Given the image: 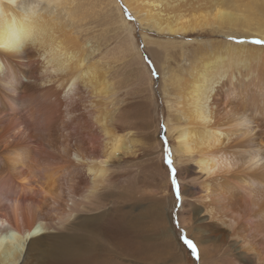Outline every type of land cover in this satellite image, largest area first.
Here are the masks:
<instances>
[{
  "label": "bare ground",
  "instance_id": "1",
  "mask_svg": "<svg viewBox=\"0 0 264 264\" xmlns=\"http://www.w3.org/2000/svg\"><path fill=\"white\" fill-rule=\"evenodd\" d=\"M21 3L41 9L35 46L0 52V264L159 263L153 244L166 233L163 250L186 264L163 220L166 197L145 218L158 237L136 241L138 217L122 212L151 169L171 194L163 117L180 222L202 264H264V47L251 43L264 41V0ZM221 34L232 41L195 39ZM115 60L138 88L128 100ZM121 176H134L135 190L118 187Z\"/></svg>",
  "mask_w": 264,
  "mask_h": 264
},
{
  "label": "rangeland",
  "instance_id": "2",
  "mask_svg": "<svg viewBox=\"0 0 264 264\" xmlns=\"http://www.w3.org/2000/svg\"><path fill=\"white\" fill-rule=\"evenodd\" d=\"M40 9H41V6L38 5V10H40ZM124 9L127 11V13H129L128 15L131 18H133L132 15L130 14L129 10L126 7H124ZM134 22L136 23V26H137L136 35H137V38L139 40V46H140L141 52L142 53H146V54L150 53L146 49L144 44H143L142 36H140V34H141L140 25L135 20H134ZM113 34H115V33H113ZM221 35L224 38L221 37V36H219L218 38H212L210 36L208 38L207 37L206 38L203 37V38H195V39H205L202 42H207V43H208V41H214V40L232 41V40L228 39V38H231V37H229V36H227L225 34H221ZM242 38H244V37L235 38V39H236V41H239V43H242V41H243ZM99 41L102 42L103 40L100 39ZM166 41H170V40H166ZM191 41H194V40H191ZM182 42L183 41H181V43ZM183 44H184V42H183ZM97 45L98 44H96L95 41H93V40L88 41V46L89 47L90 46H97ZM260 47H264V46H260ZM185 52L186 53H192L190 50L185 51ZM102 53H104V52H102ZM147 61H148V64H149L148 66L152 70H154L155 66H154L153 61L149 57H147ZM111 63H112V67H113V72H114L115 77H116L115 81L117 82V86L120 88V90L122 89V91H121V99L128 100V99L131 98L132 93L133 92H137V90H138L136 83L135 84L133 83L131 85L132 82H130L131 81L130 69L127 67L126 62L121 61V60L120 61H118V60L111 61ZM135 67L137 68V66H135ZM135 67H133V68H135ZM154 79H155L156 82H158L161 79V76L159 74H154ZM126 85H129V89L125 88ZM133 101H135V100H133ZM161 109H164L165 113L167 112L166 104L164 103V101L161 103ZM161 126H162L161 127L162 128L161 129L162 133L160 135V142L164 145V150L168 151V153L165 154V157L167 159V160H165L166 161L165 162L166 163L165 167H166L167 171L169 172V175L172 172L171 173L172 184H173V179H175L176 183H175V185L171 184V187H172L171 194H166L165 191H164V187H162L163 185H161V178H160L161 176L158 174V171H156L154 169H151V171H149L147 173V176H148L147 180L145 179L144 176H141L142 174L137 175L138 177H140V179H143V180L145 179L146 180L145 182H143V180H141L142 185L145 183V186H142L141 189H140V185H138L139 190H136L135 192H132L134 194L135 198H136L135 205L131 206L129 204V202H128V199H127L126 203H127V205H130V207H126L122 212L126 213V215H125L126 218L125 219H127L128 221H129L128 214H130L132 217H138V221H137V224H136L137 227L134 229V239H136V241L140 237H142L143 235H145L147 237L148 236L158 237L157 234L159 233V231H158L157 228H154V227H156V225L154 226L153 222H148L145 218L149 217L150 209L153 206V203H152L153 199L156 198V197H161V196H164V198L166 197L169 200V202H171V203H170V208H169L168 201L165 200V203L163 204V206H164L163 207V210H164L163 218L166 219V220L165 219H163V220H164L165 225H166V227L168 229H169V226L170 227L172 226L169 238L174 243V248H175L174 252L176 254H178V255H181V256L185 255L186 256V260H187L186 264H202L201 252H200L199 247L195 244L194 238L187 233L186 227L182 224V222H180L181 221L180 213L182 211V205H183V199H182L183 195H182V187H181L182 181H181V177H180L181 176V171L179 170V168H177V166L174 163L173 150L171 148V145L168 144V141H167L168 140V134H167L165 117H163V119L161 120ZM155 157H156L155 155H154V157H152V158H154L153 160H155ZM169 159H171V161H172L171 165H169L167 163V161ZM144 160H147V159H144ZM140 163H142V164L147 163L148 164V162H145V163L144 162H140ZM155 163H157V161H155ZM173 170H174V174H173ZM136 171H139V170L137 169ZM154 171H155V173H154ZM158 176H160V177H158ZM130 181H135L134 176H132L130 178L125 177V176H121L119 181H118V183H117L118 187L119 186H126V183H128ZM117 184H114V185L116 186ZM158 184H160L159 186L162 187L160 190H159ZM146 185H147V187H146ZM127 187L131 191H132V189L135 190V188H134L135 187V182H130L127 185ZM177 192L179 193V196H177ZM193 193H195V192H193ZM167 232H169V230ZM167 234L168 233H166V236L163 237V239L162 238L157 239L156 242L153 244V246L155 248L154 253L156 255H160V257L162 258L161 261L159 263H157L156 262L157 259L154 258L155 259V260H153L154 262L150 263V264H183L180 261L178 263H176L163 250L162 242L167 244V242H168ZM184 238H187L188 240H191L195 244V246L197 248V251L195 253H193L192 250L190 248H188L187 245L184 243ZM118 260H117L118 264H135V263H137L136 261H133V262L130 261V259H128L127 262L125 260L124 261H121V260L118 261ZM220 261H221L222 264H227L228 263V257L227 258H221ZM236 264H238V263H236Z\"/></svg>",
  "mask_w": 264,
  "mask_h": 264
},
{
  "label": "clouds",
  "instance_id": "3",
  "mask_svg": "<svg viewBox=\"0 0 264 264\" xmlns=\"http://www.w3.org/2000/svg\"><path fill=\"white\" fill-rule=\"evenodd\" d=\"M37 16V4L25 7L21 0H0V52L22 54L35 46Z\"/></svg>",
  "mask_w": 264,
  "mask_h": 264
},
{
  "label": "snow or ice",
  "instance_id": "4",
  "mask_svg": "<svg viewBox=\"0 0 264 264\" xmlns=\"http://www.w3.org/2000/svg\"><path fill=\"white\" fill-rule=\"evenodd\" d=\"M251 43L258 45V46H264V41H261V40H254V41H251ZM167 163L169 165H171L172 164L171 159H169L167 161ZM173 174H174V170H173ZM175 183H176V181H175V179H173V184L175 185ZM177 196H179L178 192H177ZM184 243L187 245L188 248H190L192 250L193 253H195L197 251L195 244L191 240L184 238Z\"/></svg>",
  "mask_w": 264,
  "mask_h": 264
}]
</instances>
